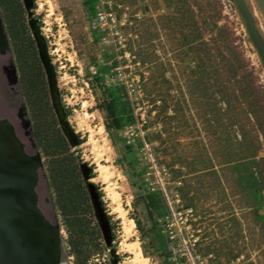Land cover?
<instances>
[{
  "label": "rangeland",
  "instance_id": "1",
  "mask_svg": "<svg viewBox=\"0 0 264 264\" xmlns=\"http://www.w3.org/2000/svg\"><path fill=\"white\" fill-rule=\"evenodd\" d=\"M248 7L264 37V12L257 0ZM0 16L10 47L0 116L32 151L17 117L26 105L62 264H134L126 243L144 264H264V63L234 0H0ZM107 99L117 124L99 107Z\"/></svg>",
  "mask_w": 264,
  "mask_h": 264
},
{
  "label": "water",
  "instance_id": "2",
  "mask_svg": "<svg viewBox=\"0 0 264 264\" xmlns=\"http://www.w3.org/2000/svg\"><path fill=\"white\" fill-rule=\"evenodd\" d=\"M234 1L246 19L249 35L264 63V37L258 29L256 19L246 0ZM257 2L264 12V0H257ZM9 51L7 35L0 16V55L5 56ZM44 58L52 78L48 58L45 56ZM3 71L11 85L18 82L17 69L12 56L7 59V63L3 64ZM53 86L52 83L54 104L58 115L63 120L64 113L61 116L57 109ZM17 117L32 151H28L27 144L20 138L11 120L0 116V264H62L63 240L57 214L54 213L52 220L46 216L40 206L38 183L43 161L37 144L31 136V121L24 102L20 104ZM63 122L69 138L74 142L77 141L76 135L70 127L68 132L65 127L67 123L64 120ZM84 165L82 169L84 175L88 177ZM88 188L98 210L93 194V188L96 187L88 183ZM46 202L49 200L46 199Z\"/></svg>",
  "mask_w": 264,
  "mask_h": 264
},
{
  "label": "bare ground",
  "instance_id": "3",
  "mask_svg": "<svg viewBox=\"0 0 264 264\" xmlns=\"http://www.w3.org/2000/svg\"><path fill=\"white\" fill-rule=\"evenodd\" d=\"M26 1H27L28 5H30L31 0H26ZM249 1L250 0H246V4H248ZM34 29H35L36 33L39 32L37 26H35ZM38 38H39V43H40L41 49L43 51V54H44V56L46 58H48V55H47V52H46V45H45L44 38H42L41 36H39ZM54 94H55V102H56L57 109H58L60 115L63 116V111H62V108H61L60 103L58 101L57 93L55 91H54ZM65 127H66L67 131L69 132L70 129H69L68 124H65ZM102 129L104 130V127ZM103 151H105L104 148H103ZM84 170H85L86 175L88 176L89 175V168H88L87 165H84ZM98 171H100V173H101L99 175H102V177L106 181L109 180V174L110 173H108L107 167H105L104 165L101 164ZM110 177H112V176H110ZM109 186L110 187H109L108 195H109L110 199L112 200V202L115 204L114 210L117 213H119V215L122 218H124L125 217V211H124V209H123V207H122V205L120 203L119 194H118V192H116L113 189V186H112V184L110 182H109ZM93 194H94V197H95V200H96V205H97V209H98L97 212H98V215L100 217L101 223H102V225L104 227L107 239H110V223H109V220H108V218H107V216H106V214H105V212L103 210V207H102L101 201L99 199V196H98L96 188H93ZM134 226H135V221L133 219H130V225L128 226L126 224L125 227H124V232L126 233L127 236H132V234L134 233V232H132ZM127 236H126V238H127ZM124 248L127 250V252L129 251L130 253L133 254L132 261H133L134 264H144L145 261L147 260V258L143 254L142 248L138 245V243H126L124 245Z\"/></svg>",
  "mask_w": 264,
  "mask_h": 264
},
{
  "label": "trees",
  "instance_id": "4",
  "mask_svg": "<svg viewBox=\"0 0 264 264\" xmlns=\"http://www.w3.org/2000/svg\"><path fill=\"white\" fill-rule=\"evenodd\" d=\"M100 109L106 112L107 118H116L115 117V111H114V102L111 99H107L104 101V103L100 104ZM115 122L117 124V119H115ZM107 129L110 128V124L106 123Z\"/></svg>",
  "mask_w": 264,
  "mask_h": 264
}]
</instances>
